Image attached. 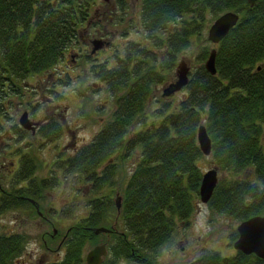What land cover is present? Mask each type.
I'll list each match as a JSON object with an SVG mask.
<instances>
[{"label":"trees","instance_id":"trees-1","mask_svg":"<svg viewBox=\"0 0 264 264\" xmlns=\"http://www.w3.org/2000/svg\"><path fill=\"white\" fill-rule=\"evenodd\" d=\"M96 1L0 0V122L8 110L6 100L18 93L21 81L51 74L63 61L77 64L80 58L81 65L78 44L100 39L87 37L85 43L81 30L91 29L89 36L107 35L99 26L101 16L106 26L122 24V34L132 27L141 35L113 57L89 65L111 107L92 105V113L104 116L98 130L71 155L54 162L62 173L88 181L92 195L87 214L67 227L62 257L49 264H81V247L92 237L86 227L106 225L114 217L124 230V245L119 251L115 245L117 253L150 255L168 244L174 223L196 206L203 172L197 164L202 157L196 142L200 124L210 140L212 167L223 174L206 202L209 210L237 222L264 215V0L251 6L246 0H136L133 7L129 0H108L103 1L108 11L95 19ZM226 11L238 14L236 23L217 44L199 45L181 96L175 101L152 97L192 39L202 40L207 24ZM102 47L91 51L90 42L83 61ZM211 48L213 75L203 67ZM69 79L65 70L56 82L65 85ZM54 89V97H63ZM40 127L47 140L61 131L60 120L54 118ZM10 129L16 136L24 130L18 121ZM127 156L133 166L122 179L116 215L110 193L93 194L104 189L112 193L122 178L116 176L118 160ZM35 163L28 153L21 155L15 178L22 185L8 190L0 186V213L12 208L42 213L41 191L55 177L36 179ZM236 236L233 230L229 240ZM25 240L22 233L0 232V264H13ZM188 264H264V259L237 250L231 256L206 250Z\"/></svg>","mask_w":264,"mask_h":264},{"label":"rangeland","instance_id":"rangeland-1","mask_svg":"<svg viewBox=\"0 0 264 264\" xmlns=\"http://www.w3.org/2000/svg\"><path fill=\"white\" fill-rule=\"evenodd\" d=\"M129 2L133 7L136 0H129ZM104 4L103 0L96 1L95 19L98 18V14L108 11L109 5ZM102 17L99 26L103 27L107 35L101 33V35L89 36L88 34L92 30L86 28V30H81V32L83 31L81 37H84V42L87 43L85 39L89 38V41L100 36L101 45L104 47L93 56H86L87 61H83V57L89 50L90 42L87 45L80 42L78 47L82 56L81 65H78L80 58H76L77 64L63 61L54 67L51 74L43 72L32 75L21 81L18 93L10 95V101L6 100L5 102L8 110L0 122V186L8 190L22 185V182L16 181L15 173L18 168V160L25 153L32 156L36 162L33 172L36 179L55 177L52 185L41 191L42 213L33 215L28 209L22 208L7 209L0 213V232L5 234L18 232L26 238L21 253L13 260V264H48L58 261L63 255V251L56 248L61 236L69 225L84 217L88 212L86 202L92 195L89 182L77 178L76 175L62 173L55 169L54 162L71 155L77 147L88 142L98 130L104 116L102 113H92V105L103 104L111 107L101 83L89 74V65L113 57L116 50H120L129 39L139 40L141 37L134 33L132 27L128 33L122 34L124 28L122 24L115 23L114 26H106ZM209 23L202 31V40L193 38L190 45L182 51L177 59V62L181 59L188 68L187 74L193 69L199 45L202 43L211 45L206 39V29ZM118 53L120 52L118 51ZM65 70L71 77L70 83L57 84L56 77ZM79 76L80 78L83 76V81L80 82L76 79ZM73 77L75 78L73 79ZM175 78L174 68L167 80L154 88L152 97L162 98V88L173 82ZM54 88L64 94L63 97H54L51 91ZM182 93L181 87L168 96L175 101ZM149 107L155 108V105L152 104ZM23 111H27L30 121H35L38 124L34 127V134H30L29 129H22L23 135L20 133V136H16L10 129V123H16ZM49 118L60 120L61 131L59 135L47 140L39 132L40 124ZM12 119L14 121H11ZM116 156L117 154L113 158L116 159ZM197 164L202 171L212 167L209 157L203 154L197 160ZM132 166L133 159L129 156L122 158V161L118 160L119 171L117 170L116 176L117 178L122 177L118 186L112 189V193L111 189H104L93 194L100 196L110 193L113 203L115 197H118L119 208L117 211L115 207L116 215L120 209L122 179L132 169ZM222 175L217 172L218 178ZM195 204L194 209L184 220H177L174 223V230L168 244L153 254L138 256L148 262L154 261L156 264H188L206 250L216 251L222 256L233 255L236 250L232 247L233 241L231 242L229 237L238 222L210 211L206 203H201L198 197ZM121 228L119 223L117 229ZM106 238L105 234L95 236L94 242L96 243L87 244L83 253L85 254L93 245L105 242ZM61 247H63L62 244ZM104 260L105 264H140L123 259L111 263L107 258Z\"/></svg>","mask_w":264,"mask_h":264},{"label":"water","instance_id":"water-1","mask_svg":"<svg viewBox=\"0 0 264 264\" xmlns=\"http://www.w3.org/2000/svg\"><path fill=\"white\" fill-rule=\"evenodd\" d=\"M107 2L108 0H103ZM255 0H246L249 6L253 4ZM238 19V14L233 11H226L216 16L206 29V39L211 44H217L228 32L230 28L234 26ZM92 49L94 51L98 49L102 42L100 39H92ZM215 50L211 48L206 59L203 62L204 69L211 75L215 73L214 67ZM187 71L188 68L184 65L180 59L175 66V80L166 84L161 90V95L168 96L175 91L179 90L187 83ZM18 123L24 129H30L34 131L35 123L31 122L26 111H23L17 118ZM196 142L199 150L205 156H208L210 152V140L206 134L205 127L200 124L196 129ZM218 176L215 167H210L202 172L198 185V198L201 203H206L212 194V191L217 183ZM119 198L115 197L114 204L118 211ZM102 228H96L94 231H101ZM236 238L232 242V247L240 251L243 254H254L256 257L264 259V215H255L241 220L235 226ZM95 249L88 252L85 259L87 263L97 264L98 259H94Z\"/></svg>","mask_w":264,"mask_h":264},{"label":"flooded vegetation","instance_id":"flooded-vegetation-1","mask_svg":"<svg viewBox=\"0 0 264 264\" xmlns=\"http://www.w3.org/2000/svg\"><path fill=\"white\" fill-rule=\"evenodd\" d=\"M27 116H28V114H27ZM31 122H34L35 126L38 124L35 121H31ZM24 130H26V129H24ZM29 132H30V134L35 133V131L31 132L30 129H29ZM35 208H37V207L35 206ZM38 214H39V212H38ZM119 223L122 227L123 224L121 223V221H119L117 218L114 217L106 225L105 224H99L96 226L86 227V228L90 229L89 231L91 232L92 237L89 239V241L84 242V244L81 247V253H80V256H81L80 261H82L81 264H89V263H87L85 257H86L88 252H90L94 249L96 251L94 259L99 260L97 264H105L106 263L104 260L105 258L109 259L110 263L113 261L115 262L116 260H119V259H123L126 261H132V262H136V263H140V264H156L154 261H151V262L145 261L144 258L138 257V255H135L133 252H130L128 255L117 253V251L115 250V245H116L118 251L122 248V245H124V241L121 239L124 236V230H122V228L120 230L117 229V227L119 226ZM96 228H102V230L95 232L94 230ZM54 233L55 232L53 231V234ZM66 233H67V230H65L64 234L61 236V238L58 241V244L56 246V248L58 250L63 251V252H64L63 240L65 239ZM101 234H105L107 236L106 241L102 242L100 244L93 245L84 254L83 250L85 249V246L87 244H92L94 242V237L97 235H101ZM51 236H53V235L51 234ZM118 236H120V238ZM125 241L127 242L126 239H125ZM94 243H96V242H94ZM61 244L63 247L60 248ZM91 264H93V263H91Z\"/></svg>","mask_w":264,"mask_h":264}]
</instances>
